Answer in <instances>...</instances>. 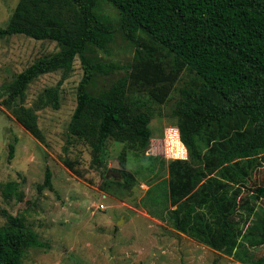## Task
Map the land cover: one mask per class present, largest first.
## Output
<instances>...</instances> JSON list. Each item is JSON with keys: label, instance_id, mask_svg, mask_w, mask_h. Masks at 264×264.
<instances>
[{"label": "trees", "instance_id": "1", "mask_svg": "<svg viewBox=\"0 0 264 264\" xmlns=\"http://www.w3.org/2000/svg\"><path fill=\"white\" fill-rule=\"evenodd\" d=\"M103 1L116 9V25L101 15ZM116 31L134 44V54L125 73L107 84L120 66L96 51L107 52ZM14 34L56 41L59 49L16 74L2 104L42 142L34 109L22 103L25 90L44 73L60 69L65 77L78 56L83 74L68 134L88 142L91 161L104 169L109 138L141 151L149 167L157 160L145 153L151 130L144 99L129 89L146 87L162 102L186 72L173 115L187 157L162 162L164 173L150 183L141 206L176 232L249 263L250 249L264 244L258 202L264 179L251 189V175L264 162V0H18L0 27V36ZM99 79L106 80L101 87ZM38 100L58 108V85ZM13 153L11 143L9 159ZM51 176L46 167L39 191L53 190ZM123 183L110 177L101 188L114 191ZM18 186L6 182V194L20 198ZM46 246L23 215H7L0 226V264H22L29 248Z\"/></svg>", "mask_w": 264, "mask_h": 264}, {"label": "rangeland", "instance_id": "2", "mask_svg": "<svg viewBox=\"0 0 264 264\" xmlns=\"http://www.w3.org/2000/svg\"><path fill=\"white\" fill-rule=\"evenodd\" d=\"M17 2L0 0V27L6 25ZM100 13L116 25L114 6L103 1ZM134 48L116 31L107 52L96 51L100 60L120 66L106 77L107 84L125 73ZM58 49L56 41L49 39L37 40L23 34L0 36V226L7 223V215H23L38 239L47 244L29 248L22 264H264V244L250 249L253 256L249 263H243L176 232L141 206L150 183L160 177V171L164 173L162 162L187 157L173 115L178 89L188 80L186 72L181 73L162 102L150 98L146 87L129 89L132 97H143L144 111L150 115L151 138L145 153L158 156L150 167L141 151L109 138L104 169L91 161L88 142L69 136L68 123L83 74L78 56L65 77L60 69L44 73L25 90L22 103L34 109L43 141L16 121L11 108L1 102L7 95L6 86L36 59ZM104 80H98L100 87ZM56 85L60 106L40 105L39 96ZM11 143L14 153L9 159ZM121 156L124 163L120 162ZM46 167L52 173L53 190L39 191L37 184L43 181ZM108 170L119 175L108 176ZM110 177L127 179V183L116 185L114 191L103 190L101 185ZM263 179L264 162L251 175V189ZM11 180L18 182L20 198L6 194L4 185ZM258 202L264 204V198Z\"/></svg>", "mask_w": 264, "mask_h": 264}, {"label": "water", "instance_id": "3", "mask_svg": "<svg viewBox=\"0 0 264 264\" xmlns=\"http://www.w3.org/2000/svg\"><path fill=\"white\" fill-rule=\"evenodd\" d=\"M110 174H112L114 177H117L119 175V173L117 171L111 172L110 170H108L107 175L109 176Z\"/></svg>", "mask_w": 264, "mask_h": 264}, {"label": "built area", "instance_id": "4", "mask_svg": "<svg viewBox=\"0 0 264 264\" xmlns=\"http://www.w3.org/2000/svg\"><path fill=\"white\" fill-rule=\"evenodd\" d=\"M171 129H173V128H171Z\"/></svg>", "mask_w": 264, "mask_h": 264}]
</instances>
